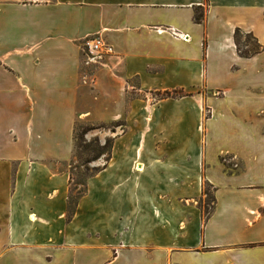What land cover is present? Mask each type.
Wrapping results in <instances>:
<instances>
[{
	"label": "crops",
	"instance_id": "1",
	"mask_svg": "<svg viewBox=\"0 0 264 264\" xmlns=\"http://www.w3.org/2000/svg\"><path fill=\"white\" fill-rule=\"evenodd\" d=\"M260 25L264 0H0V264H264V49L233 37ZM78 120L121 129L69 218Z\"/></svg>",
	"mask_w": 264,
	"mask_h": 264
},
{
	"label": "rangeland",
	"instance_id": "2",
	"mask_svg": "<svg viewBox=\"0 0 264 264\" xmlns=\"http://www.w3.org/2000/svg\"><path fill=\"white\" fill-rule=\"evenodd\" d=\"M257 31L259 35L264 38V25L258 26ZM245 33L248 32L243 31L240 35L242 49L246 48L245 43L247 39ZM248 40L251 42V38H248ZM263 41L260 42L264 45ZM162 94L163 93L152 92L151 97L153 99H158L161 98ZM176 95L177 94H175V96ZM204 112L205 116L208 115L207 111ZM120 129L121 128L118 127L116 122L91 124L89 122L78 120L75 123L73 158L71 160V176L73 179L71 182V201L85 193L86 179L95 174L98 171L99 166L109 159L111 147L115 138V132H118ZM230 158V156L227 157V159ZM230 162H234L235 164L237 161L233 159ZM203 189L206 190L209 195H212L213 187L205 185V182L202 183V195L201 200L199 201V206L203 217L205 218L206 211H211L213 208V201L204 194Z\"/></svg>",
	"mask_w": 264,
	"mask_h": 264
},
{
	"label": "trees",
	"instance_id": "3",
	"mask_svg": "<svg viewBox=\"0 0 264 264\" xmlns=\"http://www.w3.org/2000/svg\"><path fill=\"white\" fill-rule=\"evenodd\" d=\"M194 19H195L196 22H199V23L202 22V20H203V8L202 7H197L195 9ZM242 33H243V31L241 29L236 28L235 31H234V34H233L234 42H235V45H236V50H237V53L240 56H242V57H251V56L259 53L260 51H262L264 49V45L261 42H259V40L251 32L245 33V36H246V39H247V41L245 43L246 48L242 49L241 48V41H240V35ZM248 38H251V42H249ZM175 94H177V95L175 96ZM182 95H183V93H182L181 90H174L172 92L171 91L164 92L162 94L161 98L177 97V96H182ZM117 125H120V123L118 122ZM205 185L212 187V185L209 184L206 181H205ZM203 192H204V194L206 196H208L209 199H211L213 201V205H214V201H215L214 194L209 195L207 193V191L204 190V189H203ZM83 194H81L77 199H75L73 201H71V198L69 196L68 208H67V213H68L69 218L73 216V214L75 212V207H76L77 201ZM212 211H213V208L211 209V211H206L205 219L210 216Z\"/></svg>",
	"mask_w": 264,
	"mask_h": 264
},
{
	"label": "built area",
	"instance_id": "4",
	"mask_svg": "<svg viewBox=\"0 0 264 264\" xmlns=\"http://www.w3.org/2000/svg\"><path fill=\"white\" fill-rule=\"evenodd\" d=\"M83 50L94 62H98L104 56L113 53L112 46L99 37L86 39L83 44Z\"/></svg>",
	"mask_w": 264,
	"mask_h": 264
}]
</instances>
